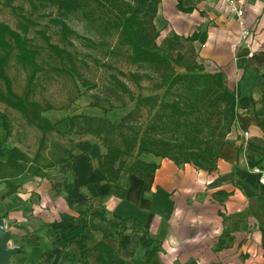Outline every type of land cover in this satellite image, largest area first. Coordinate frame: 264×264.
<instances>
[{
	"label": "crops",
	"instance_id": "0c3cea01",
	"mask_svg": "<svg viewBox=\"0 0 264 264\" xmlns=\"http://www.w3.org/2000/svg\"><path fill=\"white\" fill-rule=\"evenodd\" d=\"M245 21L252 56L244 45L233 50L239 27L223 0H160L157 6L159 47L171 57L181 54L183 69L193 62L216 65L224 90L234 93L236 117L216 169L143 156L158 163L155 172L142 178L122 172L111 182L99 171L101 149L80 140L70 159L43 175L25 177L19 187L0 181V218L8 244L18 248L10 264H78L82 252L106 246L141 264H264V0L247 1ZM87 209L108 220L135 219L144 230L104 239L81 213Z\"/></svg>",
	"mask_w": 264,
	"mask_h": 264
},
{
	"label": "trees",
	"instance_id": "16d2710c",
	"mask_svg": "<svg viewBox=\"0 0 264 264\" xmlns=\"http://www.w3.org/2000/svg\"><path fill=\"white\" fill-rule=\"evenodd\" d=\"M26 1L33 9L50 3L66 13L82 6L80 0ZM159 2L160 0H98L100 6L106 9L105 13H110L113 17L110 20L106 18L103 28L108 29L111 35H116L118 44L127 50L129 61L144 69L143 72H128L129 79L137 84L141 78L146 77L153 82L154 91H163L162 95L134 94L123 80L112 74L114 81L109 83L105 92L108 105L101 104L97 93L92 94L91 106L98 107L103 112L112 108H124L125 102L114 104L113 99L121 100L126 96L128 102H134L132 108L117 122L104 115L75 114L68 118L67 133L79 137L94 136L104 147L103 163L99 171L111 182H116L122 172L139 178L155 172L159 167L158 163L146 161L143 156L167 158L177 165L189 163L197 169L213 171L226 143V136L235 121V113L230 110L235 96L234 93L224 90L219 72H208L197 62L185 67L183 71H177L176 66H179L182 55L171 57L157 44L159 33L153 18ZM177 7L181 10L189 9L182 8L179 3ZM23 18L27 21L26 17ZM52 22L60 26L64 39L72 35L78 37L77 32L63 19L56 18ZM21 27L22 32L0 22V79L3 81V87L0 85V102L19 111L27 123L36 126L43 135L39 140V151L32 159L18 147H13L8 150L5 159L0 161V181L13 187L21 186L25 177H39L43 175L44 169L72 157V150H68L66 156H56L46 166L38 165L39 152L44 147L43 136L54 131V125L41 115L45 109L43 105L29 98L36 74L40 70L37 62L39 50L26 36V24ZM39 33L50 50L60 60L67 61L69 65L65 71L76 73L75 56L48 42L49 38L44 32ZM194 38L196 37L193 35L189 39ZM14 51L15 57L28 70L22 94L14 92L12 81L6 73V66ZM119 74L124 76L123 72ZM261 77L259 83L264 101V75ZM240 102L241 106L244 105V98ZM47 109H51L50 105L46 106ZM0 129L4 139L11 135L12 125L2 112ZM81 213L89 218L93 228L102 229L104 239L114 237L127 229L144 230L135 219L113 216L108 220L102 212L89 209ZM262 233L264 242V229ZM100 246L105 245L100 242L98 247ZM106 249L114 253L110 247L106 246ZM95 250L96 247L93 251ZM86 254L87 251L82 252L80 257H85ZM113 255L119 264L127 263Z\"/></svg>",
	"mask_w": 264,
	"mask_h": 264
},
{
	"label": "rangeland",
	"instance_id": "374dc122",
	"mask_svg": "<svg viewBox=\"0 0 264 264\" xmlns=\"http://www.w3.org/2000/svg\"><path fill=\"white\" fill-rule=\"evenodd\" d=\"M80 2L82 3L80 8L66 13L58 9L57 5L50 3L38 5L36 9H33L26 0H0V22L20 32H22L21 25L26 24L28 28L26 36L31 44L39 50L37 62L40 70L36 74L29 98L43 105L45 109L41 115L54 125V131L43 136L44 147L40 149L38 159V165L41 166L48 165L55 160L56 156H66V152L73 150L75 144L80 140L96 144L104 154V147L98 143L94 136L79 137L67 133L68 118L75 114H88L104 115L111 121H119L134 104V102H128L126 96L121 100L113 99L114 104L125 102L126 107L112 108L107 112L90 104L92 94L98 93L101 104L108 105L105 92L109 83L114 81L112 74H116L123 80L134 94H163V91H154L153 82L146 77L141 78L137 84L129 79L128 72L135 70L143 72L144 69L132 64L127 57V50L118 44L116 35H111L107 31L108 29L103 28L106 18L110 20L113 18L112 15L105 13L106 9L100 6L98 0H80ZM23 17H26L27 21ZM155 17L153 18L154 25ZM56 18H61L68 23L70 28L77 32L78 37L72 35L68 39H64L60 26L52 22ZM156 24L158 29L161 28L159 21H156ZM158 29L156 27L159 33ZM40 31L48 36V42L66 49L75 56L76 73L65 71L69 64L66 60H60L50 50L48 43L40 35ZM15 54L16 51L12 53L6 66V73L12 81L14 92L22 94L28 70L19 62ZM200 65L208 72H210L211 66H216L204 62H201ZM176 70L183 71V68L176 66ZM119 72H123L124 76H121ZM0 85L3 87L1 79ZM47 105H50L51 109L46 110ZM0 112L6 114L12 125L11 135L6 139L3 138V132L0 129V146H4V152L7 153L8 150L16 146L32 159L39 151L42 132L36 126L28 124L19 111L5 103L0 102ZM78 264L119 263L112 253L101 247L96 252L87 253L85 257L80 258ZM126 264L141 263L131 260Z\"/></svg>",
	"mask_w": 264,
	"mask_h": 264
},
{
	"label": "built area",
	"instance_id": "2783aa9c",
	"mask_svg": "<svg viewBox=\"0 0 264 264\" xmlns=\"http://www.w3.org/2000/svg\"><path fill=\"white\" fill-rule=\"evenodd\" d=\"M223 1L227 7L228 12L234 17L239 27L238 38L232 44L233 50L240 45H244L246 48L250 50L248 55L252 56V51H251L252 42L249 39L252 31L245 21V6L248 0H223ZM211 67L212 68L210 72L214 73L215 71H217L216 66H211ZM245 135H247V133H245ZM253 171L256 173L262 172L258 167L254 168ZM262 181L264 182L263 179Z\"/></svg>",
	"mask_w": 264,
	"mask_h": 264
},
{
	"label": "water",
	"instance_id": "95a60500",
	"mask_svg": "<svg viewBox=\"0 0 264 264\" xmlns=\"http://www.w3.org/2000/svg\"><path fill=\"white\" fill-rule=\"evenodd\" d=\"M9 231L0 218V264H10L11 257L18 252L17 247L9 246Z\"/></svg>",
	"mask_w": 264,
	"mask_h": 264
}]
</instances>
